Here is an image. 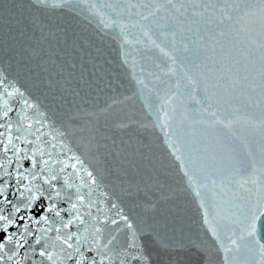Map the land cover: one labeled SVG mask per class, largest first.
<instances>
[{
	"label": "snow or ice",
	"instance_id": "1",
	"mask_svg": "<svg viewBox=\"0 0 264 264\" xmlns=\"http://www.w3.org/2000/svg\"><path fill=\"white\" fill-rule=\"evenodd\" d=\"M0 264H264V0H0Z\"/></svg>",
	"mask_w": 264,
	"mask_h": 264
},
{
	"label": "water",
	"instance_id": "2",
	"mask_svg": "<svg viewBox=\"0 0 264 264\" xmlns=\"http://www.w3.org/2000/svg\"><path fill=\"white\" fill-rule=\"evenodd\" d=\"M3 235H4L3 233H0V239H3Z\"/></svg>",
	"mask_w": 264,
	"mask_h": 264
}]
</instances>
